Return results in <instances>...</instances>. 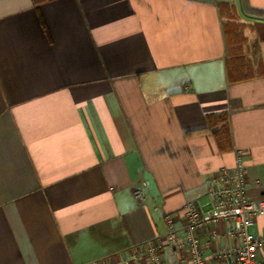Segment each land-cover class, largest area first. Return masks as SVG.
Here are the masks:
<instances>
[{"label":"crops","instance_id":"0c3cea01","mask_svg":"<svg viewBox=\"0 0 264 264\" xmlns=\"http://www.w3.org/2000/svg\"><path fill=\"white\" fill-rule=\"evenodd\" d=\"M238 152L264 198V0H0V264H148Z\"/></svg>","mask_w":264,"mask_h":264},{"label":"built area","instance_id":"2783aa9c","mask_svg":"<svg viewBox=\"0 0 264 264\" xmlns=\"http://www.w3.org/2000/svg\"><path fill=\"white\" fill-rule=\"evenodd\" d=\"M210 203L203 208L197 203L185 205L182 226L177 227L175 214L164 215L163 236L142 243L135 256L148 259V264H264L259 252L264 249V235L250 231L255 218L264 215V198L253 199L247 193L245 165L238 152L235 163L223 166L207 180ZM134 194L142 199L143 191ZM222 220L228 222L227 241L219 247H205L215 238L213 228ZM93 264H113L96 260Z\"/></svg>","mask_w":264,"mask_h":264},{"label":"rangeland","instance_id":"374dc122","mask_svg":"<svg viewBox=\"0 0 264 264\" xmlns=\"http://www.w3.org/2000/svg\"><path fill=\"white\" fill-rule=\"evenodd\" d=\"M229 9H228V11H229V13L232 15V8L230 7V5H229V7H228ZM233 16V15H232ZM235 25H237V26H235V29H236V31H238V30H240L239 28H238V24H236L235 23ZM241 31H239V33H240ZM237 39H239V37L237 36ZM235 59H233L232 60V62H233V66H234V69L235 68H237L239 65H241V64H239V62L241 61V57H239V52H236L235 53Z\"/></svg>","mask_w":264,"mask_h":264}]
</instances>
